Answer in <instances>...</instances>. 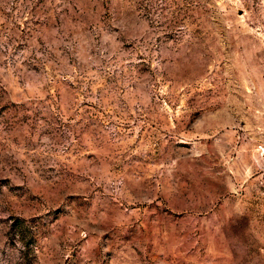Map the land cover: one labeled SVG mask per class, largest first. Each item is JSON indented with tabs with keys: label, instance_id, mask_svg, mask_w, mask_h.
<instances>
[{
	"label": "rangeland",
	"instance_id": "1",
	"mask_svg": "<svg viewBox=\"0 0 264 264\" xmlns=\"http://www.w3.org/2000/svg\"><path fill=\"white\" fill-rule=\"evenodd\" d=\"M0 264H264V0H0Z\"/></svg>",
	"mask_w": 264,
	"mask_h": 264
}]
</instances>
